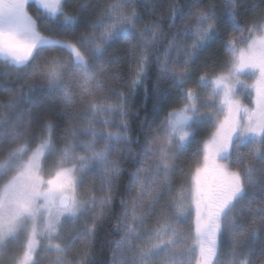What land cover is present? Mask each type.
Instances as JSON below:
<instances>
[{
	"label": "snow or ice",
	"instance_id": "6c2138e0",
	"mask_svg": "<svg viewBox=\"0 0 264 264\" xmlns=\"http://www.w3.org/2000/svg\"><path fill=\"white\" fill-rule=\"evenodd\" d=\"M223 23L225 58L193 80ZM53 49L67 55H43ZM0 64L16 80L30 68L33 76L0 94L8 264H38L41 250L50 264H264V0H108L102 9L0 0ZM141 89L159 118L134 132ZM253 92L254 106L245 105ZM57 97L58 108L45 105ZM193 143L184 171L179 155ZM113 218L118 239L97 261L94 241Z\"/></svg>",
	"mask_w": 264,
	"mask_h": 264
},
{
	"label": "trees",
	"instance_id": "16d2710c",
	"mask_svg": "<svg viewBox=\"0 0 264 264\" xmlns=\"http://www.w3.org/2000/svg\"><path fill=\"white\" fill-rule=\"evenodd\" d=\"M85 0H72L73 4L76 3H83ZM93 5H97L102 9L104 4L108 2V0H91ZM163 2L166 4L167 0H163ZM181 3L184 2V0H180ZM205 3L208 2V0H204ZM255 2H259V0H255ZM217 4L219 5V0H217ZM141 15H143V9H140ZM218 12H219V7H218ZM252 14H249V19L251 18ZM94 18V17H93ZM145 19H148V17H144ZM244 17L241 18L243 22ZM230 34V25L227 23H223L219 26L218 29V38L215 39L207 48H205L202 52L199 53V55L195 59V63L192 65V79L195 80L198 74L205 69V65H208L209 68H211L213 65L219 66V64L222 62V60L225 58L224 57V49L221 47V44L224 40L227 39L228 35ZM116 50L118 55L121 57L127 56L126 48H122L119 45H114L113 46ZM113 49H109V53H112ZM44 56H53V55H61V56H66L67 53L62 52L60 49H53L50 50L49 52H46L43 54ZM39 59V58H38ZM121 68L124 71V79L125 82H127L128 79V69H127V64L121 65ZM114 70V69H113ZM4 73H8L7 76L4 75ZM16 70L14 68H9L5 67L4 65L0 64V94H6L7 89L4 87V85H9L13 90L16 88H19L21 85L25 84L26 82H30L33 80V76L31 73V68L28 70L26 74H22L21 78L16 80ZM155 80V73L153 72L150 75V79L148 82V88L151 93V87H152V82ZM35 83L37 86L40 87H45L46 83L41 80H36ZM191 83V82H190ZM111 87H116L117 90L119 91H125L126 89L119 86V85H110ZM168 84L167 82L162 85V88H167ZM177 96L174 93L171 99H176ZM45 105L51 108H58L59 107V99L58 97L53 99V98H48L45 100ZM156 103L154 99L151 97L148 99L147 104L145 105L144 102V96H143V90L141 89L140 91L137 92L136 96L134 99L131 100V116H130V121H131V126L134 132L139 130V126L141 122L145 119L147 116L149 122H151L153 119H158L155 115V112L153 111V105ZM173 106H178V105H173ZM168 108L165 107L163 111H167ZM138 114V115H137ZM163 112L161 113V115ZM204 136L205 134H201ZM197 145L195 143L192 144L190 148H188L186 153H181L179 155V161L181 162V167L184 169V171L188 170V164L187 160L188 157L191 156V153L196 150ZM127 168L128 166L125 165ZM175 176L177 178V182H179V179L181 178V173L178 170L175 173ZM124 182L127 183V178L124 177ZM98 183V182H97ZM121 191H123V188L121 187ZM116 221L115 219H110L108 220L103 228L99 231V234L97 235L95 241H94V247L92 248V254L94 258L97 261H105L108 259L110 253L108 252V244L107 241L110 239H118V237H112L109 235L111 232V225L114 224ZM81 245L79 243L77 244L76 248H80ZM103 249V250H102ZM11 251V247L9 248V252ZM76 249H73V252L70 253V255H75ZM8 252H6L3 256H0V264H8L7 260ZM40 256H42V259L38 258V264H50L51 257L46 256L43 253V250H41Z\"/></svg>",
	"mask_w": 264,
	"mask_h": 264
},
{
	"label": "rangeland",
	"instance_id": "374dc122",
	"mask_svg": "<svg viewBox=\"0 0 264 264\" xmlns=\"http://www.w3.org/2000/svg\"><path fill=\"white\" fill-rule=\"evenodd\" d=\"M29 12H30V14H35L36 13V5L35 4H32L30 7H29ZM248 83H252V81L251 80H249L248 81ZM254 92L251 94V95H249V94H247V93H245V96L244 97H242V102L245 104V105H248V106H254L253 105V101H254ZM208 131H210V129H208V130H205L204 132H203V134H205V135H207V132Z\"/></svg>",
	"mask_w": 264,
	"mask_h": 264
}]
</instances>
